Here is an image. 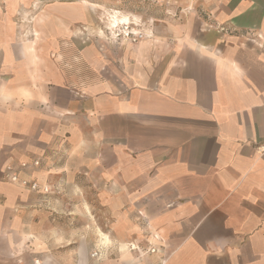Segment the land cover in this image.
Listing matches in <instances>:
<instances>
[{
	"label": "crops",
	"instance_id": "0c3cea01",
	"mask_svg": "<svg viewBox=\"0 0 264 264\" xmlns=\"http://www.w3.org/2000/svg\"><path fill=\"white\" fill-rule=\"evenodd\" d=\"M147 1L141 48L35 59L0 0V264H264V0ZM80 200L114 215L76 244Z\"/></svg>",
	"mask_w": 264,
	"mask_h": 264
},
{
	"label": "rangeland",
	"instance_id": "374dc122",
	"mask_svg": "<svg viewBox=\"0 0 264 264\" xmlns=\"http://www.w3.org/2000/svg\"><path fill=\"white\" fill-rule=\"evenodd\" d=\"M88 1L90 3H86V1L83 0H21L22 7L15 12L12 22V35L17 37V43L14 45V49L26 55L25 51H23V47L28 41L34 39L36 29V31L40 33V39L35 41L36 55H38V52L44 47L49 46L47 43L51 39V36L59 35L72 37L69 42L75 52L82 51L84 47L91 46L93 49V51H91L92 53H98V50L101 48L109 54H112L118 49L121 41L137 42L139 48L140 45L146 43L145 41L147 38L152 37L150 30H152L153 20H156V18L153 19L152 14H157L158 10L156 7L152 8L149 6V1ZM105 1L107 5L104 6ZM112 8L120 10L122 14L130 16V23L123 24V26L121 24L119 27L112 28L108 21L112 12L111 10H113ZM135 17H137L139 21H136ZM74 19L76 21H74ZM36 20H38L37 23ZM67 20L71 23H68ZM125 25L134 26L132 31L136 34L139 32L141 37L130 39L126 38V35L117 36ZM148 28H150V30H148ZM76 191V193L80 195V192L78 190ZM74 207L75 215L73 223L75 224L76 231L73 232V239L76 241V244L78 241H88L90 238L98 239V231L101 225L110 224L111 216L109 215H114V210H111L114 207L113 205L99 204V202L96 203V201L90 202V204L87 205L80 200V203L75 202ZM83 207H86L89 211V231H82V225L86 222V220L83 219ZM107 207L109 209L108 212L106 211ZM126 207V215H131V205H127ZM63 218L65 217L63 216ZM63 218H61L60 221L64 223L65 219Z\"/></svg>",
	"mask_w": 264,
	"mask_h": 264
},
{
	"label": "built area",
	"instance_id": "2783aa9c",
	"mask_svg": "<svg viewBox=\"0 0 264 264\" xmlns=\"http://www.w3.org/2000/svg\"><path fill=\"white\" fill-rule=\"evenodd\" d=\"M126 30V31H124ZM127 36V38L130 39H136L137 37H141V34H136L132 31V28L128 25H125L124 28L119 32V35L117 36H122L124 35ZM262 152H264V149H262ZM39 161L36 159L33 161V165H38ZM27 166V163H20L19 166H14L13 164H8L4 167V169L2 170V179L12 182V183H17L22 187H25L27 189H30L32 191H39L42 193H47L48 192V188L46 186H40V184L33 179H29V178H25V177H21L20 176V171L21 168H25ZM156 251L155 248H150L149 252H154ZM99 251H93L90 253V257L92 258H97L99 256Z\"/></svg>",
	"mask_w": 264,
	"mask_h": 264
},
{
	"label": "bare ground",
	"instance_id": "6f19581e",
	"mask_svg": "<svg viewBox=\"0 0 264 264\" xmlns=\"http://www.w3.org/2000/svg\"><path fill=\"white\" fill-rule=\"evenodd\" d=\"M76 3V2H75ZM87 3V2H86ZM84 5V4H83ZM81 6V5H80ZM112 12H111V14H110V17L108 18L109 20V24L112 26V28L113 27H119V25H121L122 24V26H123V24H128V23H130V16H128L127 14H122L121 13V11L120 10H117V9H113V10H111ZM106 13V12H105ZM43 15V14H42ZM108 16V15H107ZM42 17V16H41ZM40 17V18H41ZM135 20L136 21H139L138 20V18L137 17H135ZM37 21L38 20H36V23H37ZM43 21V20H42ZM106 21H107V19H106ZM107 21V22H108ZM103 22V21H102ZM106 23V22H105ZM107 25V24H106ZM105 25V26H106ZM107 27V26H106ZM37 30V29H36ZM35 30V33H34V37H35V40H38L39 39V37H40V33L38 32V31H36ZM126 31V30H125ZM145 31V30H144ZM139 33V32H138ZM144 33V32H143ZM149 33V32H148ZM99 34H101V33H99ZM126 35V34H125ZM124 37V36H123ZM121 38V37H120ZM127 38V37H126ZM125 38V39H126ZM127 40V39H126ZM27 46V45H26ZM29 48L30 49H32V51L34 52V58L36 59V57H37V55H36V49H35V43H33V44H30L29 45ZM33 60V59H32ZM105 238L108 240V237H106L105 236ZM104 238V239H105Z\"/></svg>",
	"mask_w": 264,
	"mask_h": 264
}]
</instances>
